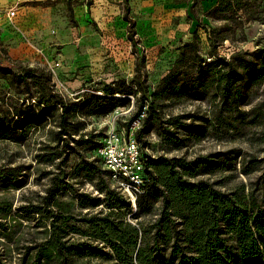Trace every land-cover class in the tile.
Returning a JSON list of instances; mask_svg holds the SVG:
<instances>
[{"label":"trees","instance_id":"obj_1","mask_svg":"<svg viewBox=\"0 0 264 264\" xmlns=\"http://www.w3.org/2000/svg\"><path fill=\"white\" fill-rule=\"evenodd\" d=\"M129 1L123 0V17L137 56V75L142 72L144 56L138 52ZM206 15L216 21L208 25L197 17L198 26L203 24L206 31L210 60L203 59L197 29L193 39L184 44L173 70L152 94L140 77L133 86L108 85L104 95L81 91L70 97L58 89L47 65L13 58L0 42V80L6 82V87L0 88V139L22 141L32 129L45 130L51 124L47 129L50 138L36 157L38 162L55 165L47 172L52 176L46 195L37 203L16 207L28 215L27 226L34 228L27 232L31 234L28 244L19 246L22 234L15 239L17 264H101L93 262L94 258L109 264H264V193L258 189L242 183L222 190L206 179L192 180L204 164L201 159L160 154L146 162L148 181L134 209L112 188L107 171L91 157L105 134L88 130L87 118L107 115L129 102L128 97L121 99L117 94L141 93L137 111L123 125L130 128L146 107L136 137L152 148L155 146L143 140V133L152 130L150 121L158 118L161 97L177 102L207 100L235 111L237 116L230 121L233 128L238 120L264 124V112L246 120L250 111L264 106V37L252 51L236 49L229 55L219 51L227 40L234 44L247 41L246 24L264 21V0H259V10L256 0H217ZM258 98L250 111L242 108ZM220 116L215 123L221 122ZM165 123L166 130H190V124L177 117L162 126ZM172 144L184 142L176 139ZM70 158L75 171L73 167L69 171ZM22 168L0 164V236L6 239H14L23 224L19 213H12L13 200L7 195L26 185ZM73 175L84 181L98 177L99 193L75 189L70 182ZM157 202L160 211L148 224L127 220L126 211H135L132 216L139 219L151 214ZM7 251L0 248V264H13Z\"/></svg>","mask_w":264,"mask_h":264},{"label":"rangeland","instance_id":"obj_2","mask_svg":"<svg viewBox=\"0 0 264 264\" xmlns=\"http://www.w3.org/2000/svg\"><path fill=\"white\" fill-rule=\"evenodd\" d=\"M216 2L217 0H130L129 16L136 21L135 38L138 52L144 56L141 60L142 72L137 75V56L128 39V21L123 17V0H59L56 2L57 9L53 16H41L46 22L44 27L36 28L26 24V28L20 29L19 19L18 22L16 18L12 22L2 21L0 42L2 48L13 58L31 64L47 65L53 72V80L58 89L70 97L81 91L104 95L106 86H133V82L140 77L152 94L159 88L163 77L173 70L184 44L193 39L197 29L202 39L203 59L210 60L206 31L203 24H198H216V21L206 15ZM193 4L194 11L191 10ZM256 5L259 10V0H256ZM197 17L201 18L199 22ZM30 18L31 22L36 19L33 15H30ZM246 34V42L234 44L229 40L225 41L219 48L220 53L229 55L236 49L254 50L256 41L264 37V21L257 19L248 22ZM56 40L66 44L64 61L57 59L61 58L60 49L63 46L55 45ZM22 42L33 50L27 56H13L11 53L15 54ZM91 53L92 56L87 58L86 55ZM5 87L6 82L0 80V88ZM140 95V92L130 95L117 94L118 97H123L121 99H129L127 104L116 107L120 114L90 116L87 118V129L105 134L117 115V125L125 124L137 111ZM258 101L259 98L253 104L242 108L250 111ZM157 103L158 118L150 121L152 130L143 133V140L150 141L155 146L153 150L156 155L201 159L204 164L192 180L206 179L222 190L245 183L247 188L251 186L258 189L260 194L264 193V124H250L238 120L236 128H233L230 121H233V116H237V113L211 105L207 100L184 99L177 102L161 97ZM262 112L264 106L259 105L246 115V120ZM219 115L221 122L215 123ZM173 117L179 118L182 123H189L190 130H166V123L163 126L162 123ZM50 125L48 124L45 130L32 129L22 141L0 139V164L22 166V178L26 180L24 187L7 192L13 200L12 213L18 212L21 216L19 220L23 224L15 232L14 239L0 236V248L8 250L13 264H17L19 256L15 239L23 235L19 246L28 244L31 234L27 232L34 229L27 226L28 215L16 207L26 205L29 201L37 203L46 195L52 176L47 172L55 166L38 162L36 157L50 138L47 132ZM142 126L143 121L137 129ZM176 139L182 140L184 144H172ZM68 164L69 171L72 167L75 171L74 159L70 158ZM72 177L70 182L75 189L99 193L96 185L98 177L94 181H84L75 175ZM1 191L3 190H0V195ZM69 196L67 193V197ZM160 205V202H157L151 214L143 215L139 219L132 216L135 211H126L125 215L128 221L139 220L148 224L159 213ZM101 209L103 208L99 210ZM92 261L109 264V261L100 258H94Z\"/></svg>","mask_w":264,"mask_h":264},{"label":"built area","instance_id":"obj_3","mask_svg":"<svg viewBox=\"0 0 264 264\" xmlns=\"http://www.w3.org/2000/svg\"><path fill=\"white\" fill-rule=\"evenodd\" d=\"M16 12V8H10L5 12L0 10V30L2 21L7 19L12 22ZM145 111L146 107L130 128L126 125H117L119 109L112 112L111 114L118 115L113 118L111 126L102 137L100 144L92 150L91 156L107 171L106 177L112 188L123 194L134 209L137 206L138 196L144 193L148 181L146 162L158 156L150 145H142L136 137L135 130L140 126Z\"/></svg>","mask_w":264,"mask_h":264},{"label":"crops","instance_id":"obj_4","mask_svg":"<svg viewBox=\"0 0 264 264\" xmlns=\"http://www.w3.org/2000/svg\"><path fill=\"white\" fill-rule=\"evenodd\" d=\"M59 0H0V10L3 12L7 11L10 8H16V22H18V19L20 21L18 28H26V24H31L35 26L36 28L44 27L46 22L44 21L41 16L45 15H51L53 16L55 13V10L57 9L56 2ZM51 3V4H46ZM46 4V6H44ZM59 4V3H58ZM96 9V8H94ZM30 15H33L34 19L33 22H31ZM10 22L7 19L3 20V23ZM39 30V29H38ZM55 43L57 46H63L60 50H62V53H60L61 58L57 57V59H60L61 61H64V52L66 50V44L62 43L63 41H58ZM33 49L30 46H27L24 42H22V46H19L17 49V52L11 53L15 57H23L27 56L31 53ZM100 51H98L99 53ZM87 58L92 56L91 54L86 55ZM76 86V85H75Z\"/></svg>","mask_w":264,"mask_h":264},{"label":"water","instance_id":"obj_5","mask_svg":"<svg viewBox=\"0 0 264 264\" xmlns=\"http://www.w3.org/2000/svg\"><path fill=\"white\" fill-rule=\"evenodd\" d=\"M3 61V53H2V50H1V44H0V62Z\"/></svg>","mask_w":264,"mask_h":264}]
</instances>
